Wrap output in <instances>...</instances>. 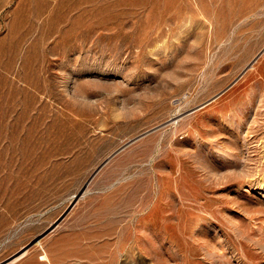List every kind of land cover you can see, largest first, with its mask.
<instances>
[{
	"label": "rangeland",
	"instance_id": "obj_1",
	"mask_svg": "<svg viewBox=\"0 0 264 264\" xmlns=\"http://www.w3.org/2000/svg\"><path fill=\"white\" fill-rule=\"evenodd\" d=\"M0 264H264V0H0Z\"/></svg>",
	"mask_w": 264,
	"mask_h": 264
}]
</instances>
